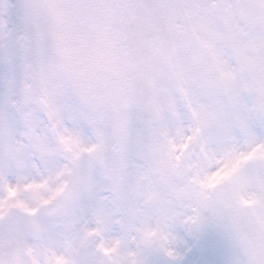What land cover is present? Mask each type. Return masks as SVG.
I'll return each instance as SVG.
<instances>
[{
    "label": "snow or ice",
    "instance_id": "1",
    "mask_svg": "<svg viewBox=\"0 0 264 264\" xmlns=\"http://www.w3.org/2000/svg\"><path fill=\"white\" fill-rule=\"evenodd\" d=\"M0 264H264V0H0Z\"/></svg>",
    "mask_w": 264,
    "mask_h": 264
}]
</instances>
